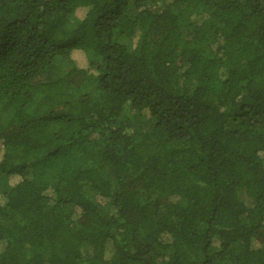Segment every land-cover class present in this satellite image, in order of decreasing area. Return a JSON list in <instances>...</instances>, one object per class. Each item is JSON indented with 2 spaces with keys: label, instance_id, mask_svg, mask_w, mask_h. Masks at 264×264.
<instances>
[{
  "label": "trees",
  "instance_id": "trees-1",
  "mask_svg": "<svg viewBox=\"0 0 264 264\" xmlns=\"http://www.w3.org/2000/svg\"><path fill=\"white\" fill-rule=\"evenodd\" d=\"M0 264H264V0H0Z\"/></svg>",
  "mask_w": 264,
  "mask_h": 264
}]
</instances>
